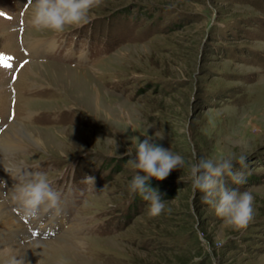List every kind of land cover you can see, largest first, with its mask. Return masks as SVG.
I'll return each mask as SVG.
<instances>
[{"label":"rangeland","instance_id":"obj_1","mask_svg":"<svg viewBox=\"0 0 264 264\" xmlns=\"http://www.w3.org/2000/svg\"><path fill=\"white\" fill-rule=\"evenodd\" d=\"M33 7L0 0V54L11 58L0 65V162L24 164L12 177L0 163V225L14 221L0 234V263L13 264L7 249L31 238L53 244L17 263L264 264V0H101L89 23L61 32L33 27ZM29 38L54 39V49L34 54ZM14 121L37 141L48 130L53 144L21 138L7 148L2 132ZM146 136L185 160L149 178L166 205L154 217L130 193L135 170L123 155ZM193 154L231 159L243 173L242 184L223 179L254 196L246 228L226 226L193 194ZM34 172L60 196L65 180L80 185L68 187L79 202L67 232L51 224L56 208L34 218L12 200Z\"/></svg>","mask_w":264,"mask_h":264},{"label":"clouds","instance_id":"obj_2","mask_svg":"<svg viewBox=\"0 0 264 264\" xmlns=\"http://www.w3.org/2000/svg\"><path fill=\"white\" fill-rule=\"evenodd\" d=\"M100 3L101 0H34L30 24L38 29L56 32L63 31L69 25L80 27L90 22V10ZM158 139L163 140L164 135L161 134ZM123 155L129 157L127 166L135 170L128 185L130 193L139 194L147 202L149 216L161 214L165 210V202L147 182L149 178L164 180L172 170L184 167V158L158 145L149 136L143 141L137 137L135 147L128 148ZM246 160V156H240L238 162L245 165ZM225 175L237 184L245 182L243 173L233 171L231 159H197L193 154L187 176L193 194L197 190L203 193L202 200L213 207L226 226L246 228L254 218V196L249 191L228 188L223 179ZM25 176L16 184L12 200L24 209L26 215L35 218L42 206L47 209L58 207L60 194L52 188L43 173H27ZM88 179L93 182L92 177L88 176ZM13 264L16 262L13 261Z\"/></svg>","mask_w":264,"mask_h":264},{"label":"bare ground","instance_id":"obj_3","mask_svg":"<svg viewBox=\"0 0 264 264\" xmlns=\"http://www.w3.org/2000/svg\"><path fill=\"white\" fill-rule=\"evenodd\" d=\"M28 22V21H27ZM25 38V37H24ZM25 40V39H24ZM27 40V39H26ZM50 41V42H49ZM28 43V45L26 46V48L30 51H34V52H42L44 51L46 48L48 47H53V40H37L36 39H33V40H29V41H26ZM46 42V43H44ZM40 46V47H39ZM54 49V48H52ZM29 60V59H28ZM42 62V61H41ZM26 64V63H25ZM70 84V81L68 82ZM99 109V108H98ZM93 113V112H92ZM16 125V127L13 128V131H10L9 128H11L13 125ZM254 124V123H253ZM5 132L2 134H4V138L6 139V143L5 145L8 147H10L11 149V146H15V147H19L21 142H20V139L21 138H24L26 140H30V143L31 144H34V143H49V144H53V141L52 139H50L47 134V131L48 130H43L41 136H40V139H38L37 141V138L35 137H32L30 135V133H28L26 130H24L22 128V125H20L19 123L17 122H12L10 124V126L7 128H5ZM256 132L259 131V127L256 125ZM29 145V144H28ZM55 146V145H54ZM14 147V148H15ZM13 149V148H12ZM5 160V159H4ZM4 160H1V166L3 168H6V169H16V167H19V166H22L24 164H21V165H18V166H15V164H11L9 161L5 162ZM23 167V166H22ZM11 188V187H10ZM14 190V189H13ZM8 191V189H7ZM11 191V190H10ZM1 200V199H0ZM10 200V199H9ZM1 203V202H0ZM17 204V203H16ZM19 205V204H18ZM8 214V213H7ZM6 214V215H7ZM4 216L5 214L4 213H1L0 216ZM14 216V215H13ZM7 217V216H6ZM56 218H59V217H56ZM13 218L9 217L7 219H5V222L3 224L0 225V234H2L4 232V230L6 228H9L10 227V224L12 222H14L12 220ZM19 224V223H18ZM9 225V226H8ZM21 225V224H20ZM41 228L40 225H37L35 226V229L37 230ZM68 230H69V227H67ZM7 230V229H6ZM23 230V229H22ZM10 231V230H9ZM20 231V230H19ZM66 230H63L62 232H64ZM67 232V231H66ZM25 233V232H24ZM26 234V233H25ZM67 234V233H66ZM18 235V234H17ZM37 238V237H36ZM43 238V237H42ZM70 238H74L76 240V242H82L80 239H78V237L74 236V237H70ZM21 239V238H20ZM38 239V238H37ZM53 242L51 241H42V240H35V239H31V238H27L25 239L24 241H22V244H16L13 246H11L10 248H8L7 250H10L12 248H14V250L17 251L16 255H12L10 258H13V261L16 262V264H23V263H17V262H28L30 261L32 258H34V256L38 253H41V252H44V250H47V248L49 247V245H52ZM7 252V251H6ZM14 252V251H12ZM1 254V252H0ZM20 258V259H19ZM9 260V259H8ZM19 260V261H18ZM11 261V262H13ZM1 264V263H0Z\"/></svg>","mask_w":264,"mask_h":264},{"label":"snow or ice","instance_id":"obj_4","mask_svg":"<svg viewBox=\"0 0 264 264\" xmlns=\"http://www.w3.org/2000/svg\"><path fill=\"white\" fill-rule=\"evenodd\" d=\"M0 15H3V13L0 12ZM9 59L11 58L0 54V65H3L4 67H11V65L7 63ZM13 79H15V77H13ZM33 235H35V233H33Z\"/></svg>","mask_w":264,"mask_h":264}]
</instances>
